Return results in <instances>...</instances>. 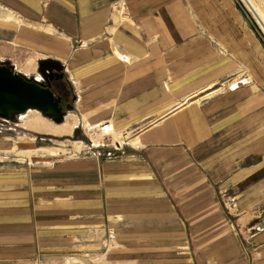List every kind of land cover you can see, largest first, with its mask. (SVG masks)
<instances>
[{"label": "crops", "instance_id": "1", "mask_svg": "<svg viewBox=\"0 0 264 264\" xmlns=\"http://www.w3.org/2000/svg\"><path fill=\"white\" fill-rule=\"evenodd\" d=\"M0 8V55L25 54L37 65L45 59L62 62L79 96L82 120L116 131L140 125L132 148H146L144 154H153L160 163L166 152L184 146L187 162L214 182L233 176L240 184L252 177L247 188H235L236 194L264 180V48L230 0H0ZM19 67L11 65L26 78L42 70L37 66L24 72ZM225 78H230L229 86L211 92ZM199 93L206 96L202 101L191 99ZM178 102L184 104L178 107ZM37 121L31 119V127L38 130L41 125L39 130L47 131ZM259 158V165L242 169L244 159ZM58 162L44 171H0V262H25L31 256L28 193L18 190L29 185L38 221L78 227L109 221L136 237L148 231L160 256L154 264H174L161 256L173 254L170 242L182 244L176 235L183 223L173 204L164 200V189L151 186L152 177L141 162L109 166L102 177L93 171V159ZM87 169L89 174L74 173L68 182L58 179L67 171ZM183 173H189L186 185L199 176L189 168L178 174ZM175 181L174 188H179L182 184ZM184 186L175 191L182 192ZM257 189L264 196V183ZM100 195L110 208L102 213ZM258 205L255 210L248 207L241 221L261 218L264 200ZM200 213L202 222L197 224H223L212 204ZM210 215L217 220L209 221ZM261 219L249 254L255 264H264L263 215ZM131 235L124 238L120 232L118 240L126 242ZM36 237L39 244L64 240L60 231ZM207 251L230 257L239 245L229 238ZM139 254L134 255L146 257Z\"/></svg>", "mask_w": 264, "mask_h": 264}, {"label": "rangeland", "instance_id": "2", "mask_svg": "<svg viewBox=\"0 0 264 264\" xmlns=\"http://www.w3.org/2000/svg\"><path fill=\"white\" fill-rule=\"evenodd\" d=\"M230 1L236 6L238 12L264 48V28L245 0ZM252 1L264 18V0ZM9 17L14 18L12 15H9ZM199 24L198 22L196 27L201 31ZM0 56V64L10 67L11 65L19 66L20 64L22 67L19 68L24 72H28L29 67L34 70L37 66H41V72L34 70L36 74L29 75L27 78L37 81L43 86L50 87L56 96L61 97L62 105L61 112L55 115L49 114L44 108H34L30 109V112L29 109L28 112L27 110L15 112L12 117H0V171L16 168L28 171L35 168L44 171L54 168L60 160L93 159L96 161L93 171L99 177H102L107 173L109 166L114 167L127 164L126 162L129 161H139L142 166L146 167L152 177L149 180L151 186L156 185L164 189L167 195L164 200L173 204L178 219L183 223L178 224L181 229L177 231L176 235L182 244L174 245L170 242L167 246L171 247L170 251L173 254L161 257L167 258L165 260H171L169 263L174 262V264H255L251 262L249 254L251 248L253 250L255 245L253 243L255 225L262 222L261 218L262 215L264 218V212L260 215L261 218L255 216L253 220L241 221V216L243 219L250 206L253 207V210L260 207L258 204L264 200V196L263 192L257 189V186L264 183V180L260 184L255 182L253 190L236 194L235 188H247L249 182L252 184V177L249 178V181L245 180L240 184L232 179L233 176L218 182L209 180L201 175L198 166H193L187 162V152H185L187 148L184 146L178 149L179 152L178 150L172 153L166 152L165 156L163 155L162 159H159L161 164L165 161V165H159L160 163L155 160L153 154H144L146 148H132L136 141L133 138L142 129L140 125L132 131H116L105 123L96 124L80 118L79 96L71 81L67 79L62 62L45 59L42 60L45 64L37 65V61L25 54L11 56L7 52ZM245 75L243 74V76ZM39 76L40 78L37 80ZM227 79L230 78H225L213 86L211 92L219 93L225 90L229 86ZM202 94H195L191 99L200 102L203 97H206ZM179 104L184 103L178 102L177 106ZM31 119H37L38 125L41 123L46 124L48 126L47 131L39 130L41 125L38 130L32 128ZM117 140H120L119 146L115 144ZM136 144L138 143L136 142ZM260 162V158L259 160L244 159L242 169H249L255 164L259 165ZM187 168L192 173L198 172L199 174L188 185H186L188 179L185 178L189 173L178 174L187 171ZM234 169L236 170V168H232V170ZM66 173V176H58L61 182H68L66 178L74 177V173L89 174L88 169L81 172L67 171ZM177 176H180L179 180L176 179ZM262 176L261 174L257 175V179ZM135 180L132 179V181ZM175 180L182 184L179 188L186 185L180 189L182 192L175 191V189H179L174 188ZM147 187H150V185ZM18 190L22 193H26V191L28 193L27 202L30 218L28 222L31 224L29 236H34V244L29 250V253H31L29 261L25 260V262L21 261L13 264H64L67 260L71 261V264H154V260L160 257L155 254V246L152 245L153 241L150 240L148 231H143L140 236L136 237L131 235V232L121 231V228L117 230L118 224H111L109 221L108 223L82 224L80 227L73 224H66L65 226L62 222H53L52 219L40 222L34 215L35 210L33 208L36 202L31 198L32 189H29V185L28 187L23 185ZM17 197L21 199L20 194ZM23 199L26 201V196H23ZM68 199L72 200L73 197ZM102 199L100 195V201L98 202L100 213L110 209L107 204H103ZM209 204H212L217 213H220L222 219L219 220H222L223 224H197L202 222L200 211L204 207L208 208ZM85 216L82 213V217L85 218ZM192 217L194 221L198 220L194 224L191 221ZM213 220L217 219H214V215H210L209 221ZM45 231L51 233L60 231L64 240L55 242L50 239L39 244L40 241L37 240L36 234ZM120 232L125 235L124 238L131 235L133 239L125 240L126 242L118 240ZM229 238L237 240L239 245L237 254L230 257L212 254L215 256V258H212L213 256L207 253V249H213ZM159 246L161 247V245ZM140 252L143 254L139 255L146 257L134 255ZM215 254L217 255V253ZM0 264H11V262H0Z\"/></svg>", "mask_w": 264, "mask_h": 264}, {"label": "water", "instance_id": "3", "mask_svg": "<svg viewBox=\"0 0 264 264\" xmlns=\"http://www.w3.org/2000/svg\"><path fill=\"white\" fill-rule=\"evenodd\" d=\"M34 85V81L19 74L10 66L0 64V103L6 102V95H9L27 102V105H24L23 102L19 104L18 111H23L26 107L43 108L51 105L57 114L61 112V97L56 96L48 86L42 85L41 91L37 90ZM0 117L8 118L9 116L0 112Z\"/></svg>", "mask_w": 264, "mask_h": 264}, {"label": "bare ground", "instance_id": "4", "mask_svg": "<svg viewBox=\"0 0 264 264\" xmlns=\"http://www.w3.org/2000/svg\"><path fill=\"white\" fill-rule=\"evenodd\" d=\"M246 4L248 5V7L251 9V11L254 13L256 19L261 23V25L263 26L264 28V18L263 16L260 14V12L258 11V9L256 8L255 4L253 3L252 0H245ZM252 8H251V7ZM264 30V29H263ZM35 85L34 87L37 89V90H41L42 91V85L37 82V81H34ZM6 98H7V101L4 102V103H0V112L1 113H6L8 114L9 117H12V115L16 112H22V111H18L17 108H18V105L21 104L22 102L24 103V105H27V102L24 101V100H20L16 97H12V96H9V95H6ZM182 104H179V106H181ZM178 106V107H179ZM36 109L39 107H26L25 110H28L29 109V112L31 111L30 109ZM41 108V107H40ZM44 109H46V111L49 113V114H52V115H55L57 114L56 110L54 109L53 106L49 105V106H45L43 107ZM23 110V111H25ZM116 146L120 145V140H117L115 142ZM72 262L71 261H66L64 264H71Z\"/></svg>", "mask_w": 264, "mask_h": 264}]
</instances>
